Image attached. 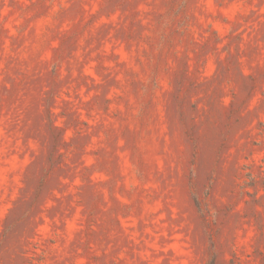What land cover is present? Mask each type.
<instances>
[{
	"label": "clouds",
	"instance_id": "obj_1",
	"mask_svg": "<svg viewBox=\"0 0 264 264\" xmlns=\"http://www.w3.org/2000/svg\"><path fill=\"white\" fill-rule=\"evenodd\" d=\"M0 264H264V0H0Z\"/></svg>",
	"mask_w": 264,
	"mask_h": 264
}]
</instances>
